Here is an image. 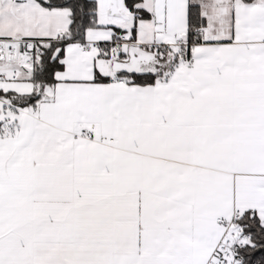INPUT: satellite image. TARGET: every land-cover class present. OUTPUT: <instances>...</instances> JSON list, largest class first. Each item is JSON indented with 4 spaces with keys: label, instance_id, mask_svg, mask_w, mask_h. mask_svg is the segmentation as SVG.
Instances as JSON below:
<instances>
[{
    "label": "snow or ice",
    "instance_id": "obj_1",
    "mask_svg": "<svg viewBox=\"0 0 264 264\" xmlns=\"http://www.w3.org/2000/svg\"><path fill=\"white\" fill-rule=\"evenodd\" d=\"M0 264H264V0H0Z\"/></svg>",
    "mask_w": 264,
    "mask_h": 264
}]
</instances>
